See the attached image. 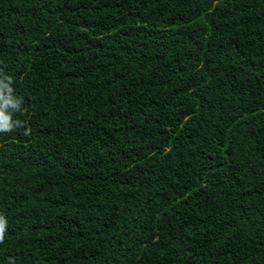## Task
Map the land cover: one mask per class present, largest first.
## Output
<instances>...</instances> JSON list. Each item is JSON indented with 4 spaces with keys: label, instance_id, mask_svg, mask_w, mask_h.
I'll list each match as a JSON object with an SVG mask.
<instances>
[{
    "label": "trees",
    "instance_id": "obj_1",
    "mask_svg": "<svg viewBox=\"0 0 264 264\" xmlns=\"http://www.w3.org/2000/svg\"><path fill=\"white\" fill-rule=\"evenodd\" d=\"M0 72V264H264V0H0Z\"/></svg>",
    "mask_w": 264,
    "mask_h": 264
},
{
    "label": "clouds",
    "instance_id": "obj_2",
    "mask_svg": "<svg viewBox=\"0 0 264 264\" xmlns=\"http://www.w3.org/2000/svg\"><path fill=\"white\" fill-rule=\"evenodd\" d=\"M0 74H3L0 72ZM4 78L11 82V77L4 75ZM12 88L8 87V85L4 84L2 80H0V133H10L16 127H20L22 122L20 120H13L12 114L14 112L21 111V103L22 101L12 95ZM25 135L30 134V129L25 128ZM6 218L0 214V242L4 240V233L6 230Z\"/></svg>",
    "mask_w": 264,
    "mask_h": 264
}]
</instances>
